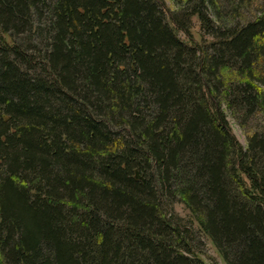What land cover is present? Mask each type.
Wrapping results in <instances>:
<instances>
[{
    "label": "trees",
    "instance_id": "1",
    "mask_svg": "<svg viewBox=\"0 0 264 264\" xmlns=\"http://www.w3.org/2000/svg\"><path fill=\"white\" fill-rule=\"evenodd\" d=\"M204 1L0 0V264H206L178 201L226 264H264V137L220 100L230 70L227 107L264 104V6L225 28Z\"/></svg>",
    "mask_w": 264,
    "mask_h": 264
},
{
    "label": "rangeland",
    "instance_id": "2",
    "mask_svg": "<svg viewBox=\"0 0 264 264\" xmlns=\"http://www.w3.org/2000/svg\"><path fill=\"white\" fill-rule=\"evenodd\" d=\"M186 1V0H185ZM203 0H190L189 4L186 5V2L182 4L177 0H162L164 10L168 12H176L182 15H179L181 18L185 17L187 13L194 9L198 3ZM205 4L204 12L207 15L214 19L213 15L216 12L214 8L207 2L204 1ZM217 15L220 21L223 22V27H231L236 26L237 24L245 25L248 22L253 21L257 16L260 15V11L264 6L263 0H216L215 1ZM187 12H183L186 11ZM192 33L194 37V41L192 43L200 42V23L196 17L192 19ZM35 34V31L33 32ZM32 35L26 32L23 35L18 37V41L22 39V41H27ZM182 40L188 41L184 34H180ZM21 43V42H20ZM31 45H36L40 47V44L36 41L30 42ZM261 63H264V53L261 57ZM254 75L260 78L261 83H254L258 86V89L264 93V75H260L257 67H254ZM225 85L224 88H221L220 100L223 103L222 111L226 117V120L231 127L233 135L239 141V143L246 150L249 145V138L256 133H259L264 137V104L263 106H259L258 108L253 109L252 111L246 113L243 109H237L235 107L228 108L226 102H229L227 98V90L225 91L226 85L232 81H238L239 75L230 70H226L224 73ZM235 105V104H234ZM171 211L173 214L174 221L181 226L191 228L195 235L194 246L196 249V253L206 262V264H226L218 253L215 246L210 242L208 238L202 235L199 232L197 225H193L191 221V216L189 211L186 209L184 204L178 202L173 203L171 206ZM170 214V213H169ZM192 256V254H188Z\"/></svg>",
    "mask_w": 264,
    "mask_h": 264
}]
</instances>
